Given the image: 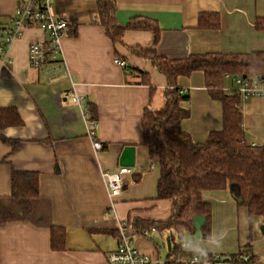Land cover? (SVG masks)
Segmentation results:
<instances>
[{
    "label": "crops",
    "instance_id": "0c3cea01",
    "mask_svg": "<svg viewBox=\"0 0 264 264\" xmlns=\"http://www.w3.org/2000/svg\"><path fill=\"white\" fill-rule=\"evenodd\" d=\"M21 1L0 0V41ZM114 2L121 24L136 17L157 21L162 30L158 42L151 31L130 30L123 43H114L102 25L97 0H53L54 13L68 22L61 52L39 72L34 71L29 48L45 35L29 28L0 55V109L15 108L23 122L1 132L10 141L0 139V203L14 215L0 222V264H109V255L118 247L119 225L130 216L153 222L170 218L172 200L155 198L160 176L157 159L141 145L143 113L149 106H163L162 91L168 82L151 60L134 55L128 47L155 48L159 56L171 60L205 53L264 51V30L256 27L257 20L264 19V0ZM203 12L219 14L218 30L198 27ZM118 59L127 68L117 65ZM140 71L158 89L152 99L149 87L141 83ZM178 85L189 96L182 103L190 111L181 123L183 131L197 142L221 131L223 105L211 97L203 72L179 77ZM225 88H236L229 76ZM72 93L84 101L74 103ZM88 103L97 107L95 132L102 144L100 151L94 149L89 135ZM240 109L248 142L264 144V97L243 100ZM126 148L134 152L125 154ZM123 167L136 171L124 178L121 195L112 199L103 173ZM14 171L39 174L40 193L31 201L28 215L10 198ZM206 197L213 208L212 237L188 243L189 252L229 257L248 252L255 257L254 264H264L262 223L251 228L247 209L236 204L230 191ZM53 227L65 230L63 251L51 247ZM128 232L136 248L150 255L153 264H162V248L154 242L157 233L167 249V264L164 235L154 231L144 237L130 227ZM192 260L183 262L192 264ZM232 260L199 264H232Z\"/></svg>",
    "mask_w": 264,
    "mask_h": 264
},
{
    "label": "trees",
    "instance_id": "16d2710c",
    "mask_svg": "<svg viewBox=\"0 0 264 264\" xmlns=\"http://www.w3.org/2000/svg\"><path fill=\"white\" fill-rule=\"evenodd\" d=\"M97 3L102 25L114 43H123L124 34L130 30L151 31L155 35V43L158 42L162 30L157 21L136 17L121 24L116 18L114 0H97ZM220 25L217 13L203 12L199 15L200 29L218 30ZM1 26L0 23V32ZM69 27L71 30V26ZM256 27L264 30V19H258ZM128 50L134 55L151 60L168 82L162 91L163 106L159 109L149 106L143 113L141 145L148 148L152 159H157L160 176L155 198L170 199L173 206L167 221H139L130 216L125 224L128 228L137 230L140 235L152 228L164 235L168 246L167 264H184L183 261L190 257H199L202 262L220 263L221 256L189 252L186 244L187 249L183 248V238L186 235L195 237L194 219L201 216L206 219L202 227V239H211L213 208L206 195L226 190L230 191L238 206L247 209L251 228L257 222L264 225V144L248 142L243 127V112L240 109L243 100L236 88H225L226 76L231 77L233 83H236L235 76L242 82L263 80L264 51L205 53L182 60H171L159 56L155 48L132 46ZM195 71L203 72L211 97L223 105L222 130L211 132L203 142L194 141L181 127L182 121L190 117V111L182 105L189 100V96L181 91L178 79L181 76L188 77ZM140 75L141 83L149 87L152 99L158 89L152 85L148 74L140 71ZM85 116L89 121L98 119L94 103L86 104ZM22 123L15 108L0 109V139L9 142L1 132L7 127L20 126ZM13 143L16 145V142ZM39 189L38 173L13 172L10 198L20 205L26 215L30 214L31 201L39 196ZM13 215L10 209L0 203V222ZM51 234L52 249L63 251L65 230L53 227ZM250 237L253 238V234ZM240 256H245L248 261ZM231 257L232 264L255 263V257L248 252Z\"/></svg>",
    "mask_w": 264,
    "mask_h": 264
},
{
    "label": "built area",
    "instance_id": "2783aa9c",
    "mask_svg": "<svg viewBox=\"0 0 264 264\" xmlns=\"http://www.w3.org/2000/svg\"><path fill=\"white\" fill-rule=\"evenodd\" d=\"M29 28L40 29L45 35V39L33 42L29 48L30 67L39 72L47 65L52 56L61 52L62 39L68 30V22L54 13L53 0H23L17 6L11 26L0 41V55L4 54L15 40L22 38L25 30ZM115 63L122 68H127V63L123 60H115ZM235 80L236 89L242 100L264 97V79L251 83L242 82L238 78ZM71 97L76 104H81L84 101V98L77 93H72ZM87 122L93 147L96 151H100L102 144L97 141L95 132L98 125L97 120H87ZM135 171V169L123 167L103 173L110 198L113 199L121 195L124 188V178L133 175ZM154 231V228L146 230L143 236L148 237ZM118 233V247L109 255V264H153L150 255L144 254L134 246L125 223L119 225ZM182 247L187 249L185 244ZM192 259V264L201 262L199 257ZM204 263H209V261Z\"/></svg>",
    "mask_w": 264,
    "mask_h": 264
},
{
    "label": "water",
    "instance_id": "95a60500",
    "mask_svg": "<svg viewBox=\"0 0 264 264\" xmlns=\"http://www.w3.org/2000/svg\"><path fill=\"white\" fill-rule=\"evenodd\" d=\"M237 78H238L237 76L234 77V79H237ZM244 78H246V77H244ZM127 152L128 153H133L134 149L133 148H126L125 154ZM205 221H206V219L204 217H201V216H196L195 217V219H194V228L196 230V233H195V238L196 239H202L203 238L202 227L204 226ZM262 232L264 234V226L262 228ZM230 260H231V257H229V256H221V261L222 262H229Z\"/></svg>",
    "mask_w": 264,
    "mask_h": 264
},
{
    "label": "rangeland",
    "instance_id": "374dc122",
    "mask_svg": "<svg viewBox=\"0 0 264 264\" xmlns=\"http://www.w3.org/2000/svg\"><path fill=\"white\" fill-rule=\"evenodd\" d=\"M264 226V225H263ZM263 226H262V228H263ZM187 239V243H185L184 242V244H188V243H190V242H195L197 239L195 238V237H193V236H191V235H186L185 236V238H184V241ZM154 242L156 243V244H158L159 246H161V248H162V251H161V253H162V264H164L165 263V259H166V254H167V249L163 246V243H162V241H161V238L159 237V236H157V233L155 234V236H154ZM189 245V244H188ZM190 247V249H192V247H191V245L189 246Z\"/></svg>",
    "mask_w": 264,
    "mask_h": 264
}]
</instances>
